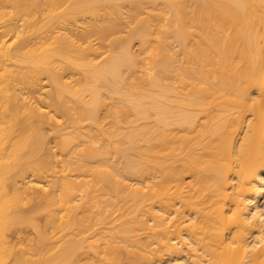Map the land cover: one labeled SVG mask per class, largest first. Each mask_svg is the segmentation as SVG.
I'll return each instance as SVG.
<instances>
[{
  "label": "bare ground",
  "instance_id": "1",
  "mask_svg": "<svg viewBox=\"0 0 264 264\" xmlns=\"http://www.w3.org/2000/svg\"><path fill=\"white\" fill-rule=\"evenodd\" d=\"M122 253L264 264V0H0V264Z\"/></svg>",
  "mask_w": 264,
  "mask_h": 264
},
{
  "label": "rangeland",
  "instance_id": "2",
  "mask_svg": "<svg viewBox=\"0 0 264 264\" xmlns=\"http://www.w3.org/2000/svg\"><path fill=\"white\" fill-rule=\"evenodd\" d=\"M118 36V35H116ZM137 42V40H135ZM80 76H76L78 78ZM110 119L104 118L103 123H108ZM109 125V124H108ZM107 125V126H108ZM52 136V134L49 135V137ZM187 181H190L192 178L189 176L186 177ZM26 210L23 212V214L30 218L31 222L28 223H21L19 225H16L12 229V233L16 236H19L21 238H29L32 239L34 242H39L40 234L37 232V228L40 232H45L48 230V227L46 225V209H40L38 210V206L35 203L29 204L26 206ZM36 227V229H35ZM132 257L126 253H122V262L125 264H129L130 259Z\"/></svg>",
  "mask_w": 264,
  "mask_h": 264
}]
</instances>
